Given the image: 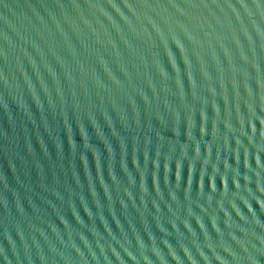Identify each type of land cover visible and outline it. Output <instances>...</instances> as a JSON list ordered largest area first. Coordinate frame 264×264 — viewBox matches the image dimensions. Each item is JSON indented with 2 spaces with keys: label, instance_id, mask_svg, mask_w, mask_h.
Wrapping results in <instances>:
<instances>
[{
  "label": "water",
  "instance_id": "95a60500",
  "mask_svg": "<svg viewBox=\"0 0 264 264\" xmlns=\"http://www.w3.org/2000/svg\"><path fill=\"white\" fill-rule=\"evenodd\" d=\"M0 264H264V0H0Z\"/></svg>",
  "mask_w": 264,
  "mask_h": 264
}]
</instances>
